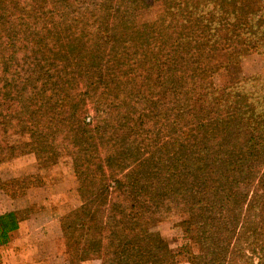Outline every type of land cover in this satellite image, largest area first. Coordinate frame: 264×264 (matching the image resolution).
<instances>
[{"label":"trees","instance_id":"16d2710c","mask_svg":"<svg viewBox=\"0 0 264 264\" xmlns=\"http://www.w3.org/2000/svg\"><path fill=\"white\" fill-rule=\"evenodd\" d=\"M262 54L264 0H0V165L70 163L67 264H253L264 74L239 65ZM32 211L0 215V245ZM172 217L176 248L158 231Z\"/></svg>","mask_w":264,"mask_h":264},{"label":"crops","instance_id":"0c3cea01","mask_svg":"<svg viewBox=\"0 0 264 264\" xmlns=\"http://www.w3.org/2000/svg\"><path fill=\"white\" fill-rule=\"evenodd\" d=\"M73 173L65 172L49 192L29 189L18 199L0 194V215L32 207V213L18 222L9 233L7 243L0 245V264H67L60 219L79 205ZM48 201V202H47ZM81 264H100L91 258Z\"/></svg>","mask_w":264,"mask_h":264},{"label":"rangeland","instance_id":"374dc122","mask_svg":"<svg viewBox=\"0 0 264 264\" xmlns=\"http://www.w3.org/2000/svg\"><path fill=\"white\" fill-rule=\"evenodd\" d=\"M239 72L241 76H250L256 72L264 74V54L262 55H250L245 57L239 65ZM220 81L224 84L225 80ZM65 172H71L70 163L60 162L58 165L52 166L48 169L41 170L37 167L36 161L33 154H26L14 159H11L4 164L0 165V181L5 182L14 178H22L26 176H37L39 182H33L28 186L29 189H42L43 192L47 193L59 182L61 176ZM0 194L3 193L0 191ZM18 199V198H15ZM48 202V201H47ZM18 206H26V202L18 199ZM180 221L178 217H172L170 219L164 220L159 226L158 231L165 237L170 243L172 248L179 247L183 243L182 235L175 224ZM259 242H255L256 253L251 256L253 264H258L259 262H264V251H259ZM264 248V242L261 244ZM195 251V250H194ZM94 258V256H89V259ZM88 260V259H87ZM97 260V259H96ZM86 261V260H85ZM99 262V260H98ZM81 264V263H80ZM178 264H188L185 262L183 257H179Z\"/></svg>","mask_w":264,"mask_h":264}]
</instances>
